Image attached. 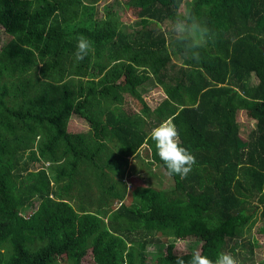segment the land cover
I'll return each mask as SVG.
<instances>
[{
    "label": "trees",
    "instance_id": "1",
    "mask_svg": "<svg viewBox=\"0 0 264 264\" xmlns=\"http://www.w3.org/2000/svg\"><path fill=\"white\" fill-rule=\"evenodd\" d=\"M97 1L0 0V264H175L182 249L214 261L256 212L264 235V0H124L138 17L127 30ZM182 5L214 37L199 61L171 31ZM79 35L92 42L82 61ZM148 84L162 91L153 108ZM164 121L196 164L159 189L128 163L146 146L167 173L151 139Z\"/></svg>",
    "mask_w": 264,
    "mask_h": 264
},
{
    "label": "rangeland",
    "instance_id": "2",
    "mask_svg": "<svg viewBox=\"0 0 264 264\" xmlns=\"http://www.w3.org/2000/svg\"><path fill=\"white\" fill-rule=\"evenodd\" d=\"M124 0H118L119 3L114 4V0H99L96 2V12L97 15H102L108 8L112 7V9H117L120 12L123 10ZM192 1V0H186ZM185 10V6L182 5L179 9L180 12ZM120 20L122 22L121 27L127 29L133 28L135 25L138 24V17H136L133 13L128 11H122L120 13ZM169 25H172L168 23ZM168 26V25H167ZM11 36L7 35L6 33L0 32V48L3 44H5L8 40H10ZM175 61V58H173ZM180 62L178 59H176ZM145 88L150 90L146 91L143 96L147 103L151 106V108L157 106V104L162 100V91L158 86H152V84H148L144 86ZM141 103L138 102L137 99L131 97H125V108H129L128 112H136L141 109ZM237 120L240 124L239 133L237 135L238 140L246 141L248 139V133L252 128V121L247 119L242 112L238 114ZM129 166L132 169L136 166V171H131V176L134 178L135 182L138 184H151L155 188L159 189H167L171 187L173 184L172 177L169 176L160 164L153 162L150 159V155L146 146L140 147L139 151L129 156ZM41 164L35 163L33 167L38 169ZM126 182L127 188L130 191L133 187H135V183H132L128 177L123 176V179ZM130 192H127L124 202L128 203L130 201ZM118 205V200L116 199L113 202V208ZM31 211L32 209H28ZM262 220L258 217V212L253 215V219L249 222V225L246 226L245 229V236L243 237L242 241H253V250L252 252L249 251V247L247 245H243L242 241H240L237 237L232 236L230 241L226 242L222 248V252H229L231 253L239 262V264H264V235L258 232V229L262 226ZM144 240H148L150 238L156 239V236L151 237L150 235H144L142 237ZM256 242H255V240ZM181 243L182 242L181 240ZM186 243V242H185ZM255 244V245H254ZM151 249H154L151 248ZM175 251H179L177 248ZM86 262V261H84ZM87 263H92V258L87 257ZM60 264H65L63 260L60 261Z\"/></svg>",
    "mask_w": 264,
    "mask_h": 264
},
{
    "label": "clouds",
    "instance_id": "3",
    "mask_svg": "<svg viewBox=\"0 0 264 264\" xmlns=\"http://www.w3.org/2000/svg\"><path fill=\"white\" fill-rule=\"evenodd\" d=\"M171 31L191 39V47L186 50L185 55L195 61L201 59L200 49L214 39L211 29L187 8L176 16ZM76 41L75 59L82 61L89 54L92 42L84 35L77 36ZM151 139L160 160L166 165L167 174L186 178L196 164V159L187 148L181 146L175 124L162 122L151 130ZM185 252L186 249H182L177 253L175 264H239L229 252L219 253L214 261L198 250H193L190 259L185 261Z\"/></svg>",
    "mask_w": 264,
    "mask_h": 264
}]
</instances>
